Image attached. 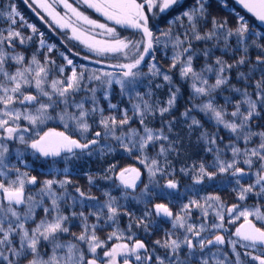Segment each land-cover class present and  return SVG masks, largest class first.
<instances>
[{"label": "snow or ice", "instance_id": "obj_1", "mask_svg": "<svg viewBox=\"0 0 264 264\" xmlns=\"http://www.w3.org/2000/svg\"><path fill=\"white\" fill-rule=\"evenodd\" d=\"M32 2L43 9L58 28L70 30L71 35L67 39L79 41L97 56L121 54L127 62L112 65L120 69L118 74H97L93 70L88 80L98 82L110 111H119L118 105L110 100L114 83L119 86L122 96L127 94L129 101L135 99V102L132 104V116H129L128 109H124L118 119L114 114H104L105 110L96 96L97 87L88 90L91 96L77 100L76 93L81 90L87 69L81 66L78 72L73 60L60 53L67 65L72 66L71 74L63 79L49 80L50 66L55 65V61L48 56L41 61L36 54L26 59L23 53L15 51L16 41L24 45L37 35L40 48L46 46L48 52H52L56 45H46L44 34L24 21L14 4L0 11V17H5L9 22L8 28L0 31V264H20L22 259L27 264H133V257L135 264H264V128L260 125L254 128L256 120L264 119V31L251 28L241 15H237L235 26H229L226 18L220 20L212 17L211 27L202 31V27L208 23L210 0H194L186 8L185 0H76L77 5L82 3L88 9L95 10L114 25L137 30L141 38L132 40L121 38L115 27L90 18L69 0ZM235 2L264 23V0ZM57 4H62L66 10L63 15L56 10ZM221 6L228 7L227 0H221ZM146 9L154 16L176 9L183 10L167 21L166 29L157 28V35L149 27ZM156 9L158 13L153 11ZM17 18L20 27L31 29L33 35L22 34L16 27ZM97 29L101 31L96 32ZM97 35L106 36L107 39H97ZM233 39L234 44L230 43ZM198 41L211 42V47L198 51L194 47V42ZM154 45H162L165 58L166 50L171 47V63L167 70L156 62ZM218 47L222 53H239L238 58L229 63L221 55L209 63L214 55L212 49ZM149 55L152 62L147 64V72H144L142 64ZM198 55H203L205 59L204 66L199 70L194 66ZM9 61L16 65L15 71L10 72L6 67ZM96 62L100 63L99 60ZM242 66L246 71L241 70ZM177 68L180 79L191 82L189 100L193 102L192 107L186 108L181 115L190 120L187 125L189 130L202 129L198 139L206 145L205 152L213 155L210 163L201 160L181 167L180 172L191 177L189 190L199 195L201 189L196 186H202L205 180L224 176L228 185L232 186L237 201L245 202L249 197H255L256 203L253 205L236 203L226 206L218 194L189 198L176 212L168 203H151L150 198L155 195L156 187L167 190L179 188V181L171 178L175 169L168 161L169 153H178L177 142L170 140L164 127L166 123L167 131L171 132L174 121L161 119L160 128L149 126L157 113L163 118L176 105L180 87L173 81L171 73ZM233 69L237 73L236 79L244 82L243 87L231 83ZM57 70L63 75L65 66H58ZM157 78L168 85L169 95L164 105L145 98L154 95L152 84ZM144 80L148 82V91L142 94L136 89ZM164 84L156 83L155 88H162ZM249 87L252 91H249ZM32 88L35 89L34 93L28 91ZM225 88L240 98L233 100L231 96H224V102L219 103L217 95ZM196 100L200 103H195ZM85 101H90V104L86 106ZM56 109L59 111L53 117L50 110ZM193 110L204 113L213 121L215 131L204 129L201 120L190 115ZM133 117L138 119L139 127L131 126ZM51 119H59L67 131L50 128L42 134L37 132L35 138L25 136L31 128ZM21 120L31 128L22 127ZM94 125L101 130L93 131ZM125 126H128L127 131L124 130ZM221 128L229 134L223 148L220 147L224 141V137L219 135ZM69 132L78 133L79 138H74ZM257 139L258 142H255ZM11 141H18L40 157L52 158L47 175L53 177L60 171L55 167L56 158L62 157L67 162L70 159L67 154L79 159L80 156L91 157L94 153L103 158L116 151L110 142L115 141L129 155L138 153L136 159L146 169L149 183L144 184L137 195L138 184L142 182L140 169L129 166L117 172L116 166L110 165L99 178L118 181L115 186L122 191L119 197L111 191H103L105 199L101 202L90 190L84 191L79 186L75 187L77 195H72L68 186L73 181L69 169L65 167L62 179H45L34 195H26V184L36 185L37 177L29 175L27 171L22 172L11 163L8 146ZM241 141L243 147H240ZM150 148H157L154 155L149 154ZM228 152L231 157L225 158ZM23 156L24 152L17 149L14 159L26 166ZM13 172L15 179H10ZM85 175L90 189L95 186L97 177L89 173ZM157 176L169 178L161 186ZM172 194L170 191L167 195ZM45 198L49 203H45ZM129 199L143 203L144 209L139 216L128 209L126 202ZM68 201H71L72 208L78 205L81 211L73 210L70 215L65 214L62 205ZM92 201L95 203H89ZM85 207L90 209L87 215L83 210ZM38 209L43 212L39 220L36 219ZM193 209L201 212L202 220L198 225L191 222ZM210 209L215 216L211 224L208 223ZM89 216L95 217L94 222H89ZM121 216L128 218L126 227L120 226ZM72 219L80 220L79 234L70 231ZM241 219L243 223L226 239L225 233L229 232L226 225L235 224ZM29 222L32 227L28 226ZM163 223H170L171 228L163 229ZM101 227L112 228L106 240L97 235ZM133 228L142 229L148 235L160 230L163 236L153 241L154 246L150 250L143 240L135 238ZM64 234L71 235L73 239L62 240ZM111 241L115 242L108 247ZM82 244L87 246L90 257L81 247ZM226 244L230 252L224 249ZM43 245L50 246V254L41 251ZM157 248L164 249L165 254H157ZM99 249L104 250L102 258L98 255Z\"/></svg>", "mask_w": 264, "mask_h": 264}, {"label": "trees", "instance_id": "obj_2", "mask_svg": "<svg viewBox=\"0 0 264 264\" xmlns=\"http://www.w3.org/2000/svg\"><path fill=\"white\" fill-rule=\"evenodd\" d=\"M191 1L193 0H185V8L190 6L192 3ZM213 2L216 3H221V1L219 0H214ZM227 2L230 4V7L233 8V12L232 13H228L226 12V14L229 17V26H235L236 25V17L237 15H241L245 17V20L248 22L249 26H253V27H257L258 30L257 31H264V29L262 27L259 26V24L256 22L255 18L251 15H249L245 10H243L242 8H240V6H238L237 4H235L234 1L232 0H227ZM9 4H14L17 8V10L21 13V15L24 18V21H26L27 23H31L32 25H34L39 32H44V28H42V26H39V23L37 22L36 18L34 17V15H31L30 13V9L27 5H25L23 3L22 0H0V11H4L7 10L8 5ZM181 9H176L175 11H169L168 13L165 14H159L156 17L154 16V18L156 19V21H152V25L153 27H157L159 29H166L168 27L167 24V19L168 17H173L176 13L180 12ZM183 10V9H182ZM18 23L16 25V27L22 32V34L24 36H28V35H33L31 32V29L27 28V27H20V22H19V18H17ZM152 20V19H151ZM150 20V21H151ZM9 26V22L7 21V19L5 17H0V31H3L5 29H7ZM179 30V29H176ZM131 31V33H134L132 30H129V32ZM135 35H140V33H137ZM159 35V32L158 34ZM37 35L33 36V40L32 41H26L24 45H20L19 41H16V48L15 51L18 52L20 50H26L27 48H29V52L23 53L26 57V59H28L29 55H33V54H39V44H38V40H37ZM37 40V41H36ZM230 43L234 44L235 41L234 39L232 41H230ZM194 47L199 51L201 49H204L205 47H211V42H208L207 44L205 42L202 41H198V42H194ZM20 49V50H19ZM154 55L156 57V62H158L159 66L164 69L167 70L170 63H171V55H172V50L171 47H169L166 51H167V58H165V50L163 49L162 45H154ZM9 52H11V49H8ZM214 55L209 59V63H212L215 59L217 55L216 53L221 51V49L218 48H214L212 49ZM21 53V52H19ZM225 56H223V58L225 60H227L229 63H232L233 60L235 58H238L239 53H236L235 55L231 52H225L224 53ZM255 53H252V56L254 57ZM152 62L151 60V55H149L146 59H145V63L142 64V70L144 72H147V64ZM205 64V59L203 57V55H198L197 58L194 60V66L199 70L201 67H203ZM6 67L8 68V70L10 72L15 71L16 65L12 62L9 61L8 64L6 65ZM242 71H246L245 67H241ZM172 77H173V81L175 82L176 85H178L180 87V93L177 96V101H176V105L175 107L171 110L170 113H166L165 116L163 118H161L159 116V114L157 113L155 118L152 119L151 123L149 126L154 127V128H160L161 125V119H163L165 122L167 121H174L173 123V127H172V131L168 132L167 131V125L165 123L164 127H165V134L169 136L170 140L176 141V148L178 149V153L177 152H172L169 153L168 155V161H170L171 167L173 169H175L174 175L171 178L176 179L177 181H179V183H182L183 188L180 191H176L173 192L171 190H167V189H163L162 187H156L154 189L155 195L153 197H151V203L155 204V203H168L169 207L172 208V210L174 212L179 210V207L182 203H187L189 198L192 199H198V197L204 196V195H208V194H218L220 197H225L224 200L226 199V196L230 195V192L232 194H234V192L231 190L232 186L228 185L227 183V179L224 176H219L217 178H215L214 180L208 181L205 180L204 184L202 186H199V188L201 189V191L199 192V195L194 194L193 192H191L189 190V186L192 184V180L190 176H185L183 173L180 172L181 167H187L190 166L193 162L199 163L201 160H203L206 163H210L213 159V155L211 153H207L205 152V147L206 145L203 143V141H200L198 139L199 135H200V131H202V129H195L193 128L192 130H189L188 128V123H190V120H186L181 113H183L185 111L186 108H191L193 102L189 100L191 93V88H190V81H182L180 79L179 76V70L177 69H173L172 70ZM236 70L233 69L231 72V83L236 85L237 87H242L244 85H240V84H236ZM235 77V78H234ZM258 78V77H257ZM212 79H214V77H212ZM240 82L242 83L243 81L240 80ZM147 80H144V82L140 85L137 86V91L141 92L142 94L146 93L148 91V86H147ZM156 83H161L164 84V82L162 81V79L157 78L153 84H152V91L154 93V95L152 97H145L146 99H149L150 102L155 103L156 101H159V103L161 105H164L165 102L168 99V95H169V91H168V85L164 84V86L162 88H155V84ZM28 91L33 92L35 91L34 88L29 89ZM249 91H252V89H250L249 87ZM133 97H135V93H132ZM234 93H231L229 91L228 88H225L223 90V92L221 94L217 95V101L219 103H223V97L224 96H231V98L233 100H237L240 97ZM85 96H91L90 92H88V94L83 93L79 96H77V100H80L81 98L85 97ZM99 98V105L101 107L104 108V114L105 115H109V114H114L115 112H118V114L116 115L117 118H121V112L124 109H128V114L131 117L132 116V104L135 102V99H133L131 102L129 101L128 95H121L120 94V88L119 86H117V88H113L111 89V95H110V100L112 102V99H114L118 105L119 111L116 110H109L108 108V101L105 100L103 97L104 95H99L97 96ZM195 103H200L199 100L194 101ZM86 106L88 104H90V101H85ZM232 110L231 105H229V111ZM191 116H194L195 118L201 120L202 124L204 125V129H206L209 132H213L215 131V125L214 122L209 120V118L202 112H199L198 110H193L190 113ZM21 126L26 124V121L21 120L20 121ZM261 124L260 126L262 128H264V119H258V121L256 120L254 122V128L256 125ZM25 126L29 127L28 124H26ZM24 126V127H25ZM58 125H54V126H50L51 128L57 127ZM131 126L132 127H139V123H138V119L133 117L131 120ZM23 127V126H22ZM61 127V126H59ZM94 127H96L97 129L95 131H99L101 130L98 126L94 125ZM127 127L125 126V131H127ZM62 128V127H61ZM44 130V128H43ZM42 130V132H43ZM258 130V129H257ZM67 131V130H65ZM40 133V132H39ZM37 132L35 130H33L32 132H28L25 133L26 137L29 138H35L36 137ZM42 134V133H41ZM72 134V133H71ZM220 136L224 137V141L220 143V147H224V145L228 142L229 139V134L223 130V128H221L220 132H219ZM258 140H256L255 142H257ZM114 147H116V151L112 154L106 155L103 158H101L99 156L98 153H94L91 157L89 156H80L79 159L75 158V157H71V154H67L70 156V159L65 162V160L61 157V158H56L57 159V164H56V168L59 171V173L53 177L51 175H47V173L50 171L51 168V159L52 158H43L40 157L39 154L37 153H33V151L31 149H26L24 145L19 144L18 141H11L8 142V146L10 149V153H11V163L15 164L17 167L20 168V170L23 171H27L29 173V175H35L37 177V184L36 185H29L28 187L25 186V194H35L39 188L41 187V182L45 179H50V178H57V179H62L63 178V173L62 170L63 168L67 167L69 169L70 172V178L73 181L72 185L68 186V191L70 193H72V195H76L75 193V187L79 186L82 190L87 191V190H91L92 194L96 197L99 198V200L102 202L105 197L103 196V191L107 190V191H111L113 195L115 196H120L121 195V191L122 189L116 187L115 185L118 184L117 181L114 182V179H101L99 178L100 176H103L105 174V170L110 166V165H115L116 166V171L119 172L118 169L121 168V166L124 165L123 161H121V156L123 157L124 152L123 149L118 147V143L115 141H110ZM103 143V140H102ZM167 143V142H165ZM243 142H240V147H243ZM17 149L21 150L24 152V156L23 159L26 162V166L25 164H20L18 161H16L14 159L15 154ZM157 151V148H150L149 149V154L150 155H154L155 152ZM136 155H138V153H135ZM64 155V154H63ZM62 155V156H63ZM125 156L129 157V159L131 160V156H129V154H125ZM231 157V153L228 152L226 154L225 158H230ZM138 166H134L137 167L141 170V172L143 173V178L141 179V183L140 185H138V188L136 190V194L138 195L140 190L143 189L144 184L149 183V177L147 174L146 169L144 168L143 165H141L139 163V161H136ZM133 164V163H132ZM127 165V164H125ZM211 170V169H210ZM85 173H89L92 174L93 176L97 177L95 179V186H92L89 189V184H88V180L87 177L85 175ZM10 179H15V173L13 172L10 177ZM169 177H160L157 176V180L159 181V185H163L166 183V180ZM55 187V186H54ZM205 190V192L203 191ZM172 192V196H168V192ZM122 203H125L124 201H121ZM45 203H49L47 201V198H45ZM89 203H95L94 201L89 202ZM127 203V207L130 211L135 212V214L137 216H139L143 209H144V205L143 203H136L135 201H132L131 199H129V201L126 202ZM71 201H68V203L66 205H62L63 210L65 212V214H69L75 210L76 212H79V210L77 209V206L75 208H72L71 206ZM149 207H151V204L149 205ZM85 211V214L87 215V213L90 211V209H88L87 207H85L83 209ZM195 209H193L192 211V217H191V222L196 224V221L194 220V212ZM210 210H209V215H210ZM43 216V212L42 210L38 209L37 210V216L36 219L39 220L41 217ZM89 222H94L95 217L93 216H89L88 217ZM200 222V221H199ZM128 223V218L125 216H121L120 217V226L121 227H126ZM80 220L79 219H72L70 221V231L76 234H79L81 231L80 228ZM29 227H32V223L29 222L28 224ZM162 228L163 229H170L171 228V224L170 223H163L162 224ZM112 231L111 227H101L97 230V235L103 239L106 240L108 233ZM182 231V230H181ZM133 232L135 233V238L137 239H144L145 243L147 244V246L149 247V249L151 250L153 248V241L160 239L163 236V231L157 230L155 232H153L151 235L146 234L142 229H137V228H133ZM62 240L64 241H68V240H72L73 237L71 235L68 234H64L61 237ZM115 241H111L108 242V246H110L112 243H114ZM17 243H18V238H17ZM81 247L84 249L86 255H88L90 257V254L87 253V246L86 245H81ZM226 251L230 252V249L228 248L227 244L224 248ZM99 250H103V249H99ZM98 250V253H99ZM215 250V249H213ZM41 251L42 252H48L49 254L51 253V248L50 246L47 245H43L41 247ZM157 254L163 256L164 253V249L162 248H157ZM186 252V249H185ZM183 255V253H182ZM29 259L31 257H28ZM27 264L26 260H21L20 264Z\"/></svg>", "mask_w": 264, "mask_h": 264}, {"label": "rangeland", "instance_id": "obj_3", "mask_svg": "<svg viewBox=\"0 0 264 264\" xmlns=\"http://www.w3.org/2000/svg\"><path fill=\"white\" fill-rule=\"evenodd\" d=\"M213 1L214 0H210V7L208 9V12H209L208 23H207V25L202 27V29H201L202 31L205 30V28H210L211 27V18L212 17H215V18L220 19V20H223V19L226 18L228 20V22H229V17L226 14V12H228V13H232L233 12V8L230 7V4L228 2H227L228 7H222L221 3L219 4V3H216V2H213ZM219 1H221V0H219ZM69 2L73 3L74 6H78L79 9L81 11H84L86 15H89L90 18L95 19V20H97L100 23H106L109 27H115L117 33L119 34V36L121 38L127 37V38L132 39V40H139L141 38V34L140 35H135V34L139 33L137 30L132 29V28H126L124 26L114 25L113 22L107 21L105 17H103L100 13L95 12V10L88 9L82 3L77 5L76 0H69ZM141 2H142V0H141ZM191 2L194 3V0L191 1ZM23 3L25 4V0H23ZM192 3H190V4H192ZM235 4H237V3H235ZM26 5L29 7L31 15H34V17L36 18L37 22L39 23V26H42L41 29L44 28L43 34H44V39L46 41V45L47 44H55L56 45V48L52 52H48L47 47L45 46L44 48H39V52L40 53L36 54L38 59H40L41 61H43L45 59V56H48L52 60L55 61V65H51L50 66L52 68V71L50 73L49 80H51L53 78L63 79L65 76H68V75L71 74L72 66L67 65L66 61L60 55V53H64L70 59L73 60V64L76 66L78 72L81 71V66H84V68L87 69V71H85V78L82 81L81 90L78 93H76V97L75 98L77 99V96H79V95H81L83 93L88 94V92H90L88 90L93 88V87H97L98 88L96 96H99L101 94L104 95V92L99 87L98 82L94 81V80L93 81H89L88 80V76L91 74V72L93 70H95L97 72V74H99L100 72H112V73L118 74L120 72V69L112 67V65H115V64H118V63H126L127 61L124 59V57L121 54H106L104 56H97L95 53L90 52L83 44H80L79 41L67 39V36L71 35L70 30L58 28L55 25V23L52 22L51 17H49L47 15V13L43 11V9L38 8L32 2V0H28V3H26ZM56 10L58 12H60L62 15L66 11L63 8L62 4H57L56 5ZM153 11L158 13V9L153 10ZM180 11H182V9ZM146 12H147V9H146ZM147 14L149 16V27L152 28L153 31L156 34H158L157 27L154 28L153 25H152V21L153 22L156 21V19L154 18L153 13L152 12H147ZM41 17H43V19H41ZM173 17H171V18L168 17L167 20L169 21ZM255 20L261 26L263 25V23L261 24V22L258 19L255 18ZM28 24H31V23L28 22ZM250 27L253 28V29L258 30L257 27H253V26H250ZM129 30H132L134 33H131V31L129 32ZM100 31L101 30H99V29L96 30V32H100ZM96 38L97 39H107L106 36H100V35H97ZM38 39H39V37H37V40ZM29 50L30 49L27 48L26 50H20L18 52L26 53V52H29ZM77 53H79V55H77ZM216 54L219 55V56H221V55L225 56L224 53H222L221 51L217 52ZM85 56H87L89 58L88 59H84ZM147 57L148 56H146L145 59ZM30 58H31V55L28 56V59H30ZM97 60H99L100 63H97L96 62ZM61 65L65 66V72H64L63 75H61L58 72V70H57L58 66H61ZM236 82H237L236 84L244 85V82L241 83L240 80L236 79ZM117 86L118 85H116L115 83L113 84V88H117ZM250 89H251V87H250ZM34 92L35 91H33V93ZM110 92H111V90H110ZM90 95H91V92H90ZM112 103L116 104L117 102L114 99H112ZM50 111H51L53 117H55L56 113L59 111V109H56L55 111H52V110H50ZM117 114H118V112L114 111V115H117ZM26 124H27V122H26ZM25 125H22V126L24 127ZM54 125H58V126L54 127V128L50 127V126H54ZM258 125H261V124H258ZM59 126H61L62 128L59 127ZM29 127L31 128V126H29ZM43 128H44V130H43ZM50 128L51 129H55L56 131H65L66 130L64 128L63 123H61L59 121V119H51V120L47 121L46 123H44L42 125H39V126H37L35 128H31V130L29 132H32L33 130H35L36 132H40V134H41V133H43L44 131H47ZM96 129H97L96 127H93V131H95ZM42 130H43V132H42ZM71 133L72 132H69V134H71ZM71 135H73L75 138L76 137L79 138V134L78 133H72ZM90 137H91V134H90ZM125 154H127V153H124L123 157L121 156L120 163H121V161H123L124 165L121 166L120 169L125 168V167H129V166H132V165L138 166V164L136 162L137 159H136V154L135 153L129 155V156H131V160L129 159V157L125 156ZM125 164H127V165H125ZM241 166L244 167V165H241ZM120 169H118V170H120ZM146 183H147V181H146ZM28 186L29 185L26 184V187H28ZM87 191H89V190H87ZM91 194H92V191H91ZM224 199H225V197H221V200L224 202V204L226 206H231L232 204H236V203H241L242 206H251L254 203H256V198L255 197H249V199L247 201H245V202H238L237 199H236V194L235 193L232 194L231 192H230L229 196H226L227 200H224ZM262 202H264V201H262ZM210 218H214V220H215L214 214H210L209 215V217H208V223L209 224H211L214 221V220H211ZM242 221L243 220L241 219V220L236 221L235 224H227L226 225L228 227V229H229V232L226 233V239L232 232L235 231V228L238 227L241 224ZM232 238L235 239V237H232ZM225 246L226 245H224L223 247L225 248ZM100 257L101 258L103 257V253L100 254ZM132 260L134 262V257L132 258ZM21 264H23V263H21Z\"/></svg>", "mask_w": 264, "mask_h": 264}, {"label": "flooded vegetation", "instance_id": "obj_4", "mask_svg": "<svg viewBox=\"0 0 264 264\" xmlns=\"http://www.w3.org/2000/svg\"><path fill=\"white\" fill-rule=\"evenodd\" d=\"M232 1H234L235 2V0H232ZM236 3V2H235ZM238 4V3H237ZM239 5V4H238ZM240 6V8H242L243 10H245L246 12H247V10L246 9H244L241 5H239ZM248 13V12H247ZM248 14H250L251 16H253L251 13H248ZM261 24H262V22H261ZM263 25H264V23H263ZM261 26L260 24H259V26L260 27H262L263 29H264V26ZM77 138V137H76ZM77 151H79V150H77ZM142 173V172H141ZM143 178V173H142V175H141V179ZM118 182V181H117ZM138 185H140V183L138 184ZM197 188H199V186H196ZM183 188V186H182V183H179V188H178V190H171V191H173V192H176V191H180L181 189ZM204 192H205V190H203ZM77 195V194H76ZM200 197H198V199H199ZM252 204V203H251ZM77 209L79 210V211H81V208L79 207V206H77ZM210 213L211 214H214V212H213V210L212 209H210ZM193 214H194V220L196 221V224L198 225L200 222H201V220H202V216H201V212H200V210H198V209H195L194 210V212H193ZM211 220H214V218H210ZM209 219V220H210ZM200 221V222H199ZM205 235H207V233H205ZM225 236H226V233H225ZM141 240H143L144 242H145V240L144 239H141ZM111 246V245H110ZM110 246H108V247H110ZM103 251L104 250H99V253H98V255L100 256V254H102L103 253ZM187 251V250H186ZM133 264H135V262H133Z\"/></svg>", "mask_w": 264, "mask_h": 264}, {"label": "water", "instance_id": "obj_5", "mask_svg": "<svg viewBox=\"0 0 264 264\" xmlns=\"http://www.w3.org/2000/svg\"><path fill=\"white\" fill-rule=\"evenodd\" d=\"M23 1V0H22ZM25 5H26V3H25ZM44 158V157H43ZM241 223H243V221L241 222Z\"/></svg>", "mask_w": 264, "mask_h": 264}]
</instances>
